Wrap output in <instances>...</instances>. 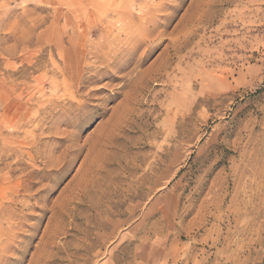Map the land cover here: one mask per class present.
Here are the masks:
<instances>
[{
	"label": "rangeland",
	"instance_id": "obj_1",
	"mask_svg": "<svg viewBox=\"0 0 264 264\" xmlns=\"http://www.w3.org/2000/svg\"><path fill=\"white\" fill-rule=\"evenodd\" d=\"M0 264H264V0H0Z\"/></svg>",
	"mask_w": 264,
	"mask_h": 264
},
{
	"label": "snow or ice",
	"instance_id": "obj_2",
	"mask_svg": "<svg viewBox=\"0 0 264 264\" xmlns=\"http://www.w3.org/2000/svg\"><path fill=\"white\" fill-rule=\"evenodd\" d=\"M142 47H143V45H139V44L130 47L128 50H126L125 57L130 58V59H134L139 54V50ZM77 118H83V112H81ZM57 143H63V142L59 141ZM55 151H59V148H56ZM48 179H51V178L49 177ZM51 182L53 184L55 183L54 180H52Z\"/></svg>",
	"mask_w": 264,
	"mask_h": 264
}]
</instances>
